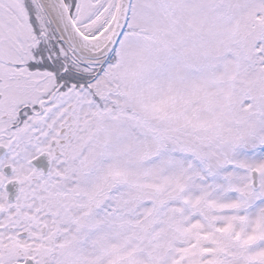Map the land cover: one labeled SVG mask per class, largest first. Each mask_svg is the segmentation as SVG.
I'll list each match as a JSON object with an SVG mask.
<instances>
[{
    "label": "snow or ice",
    "instance_id": "obj_1",
    "mask_svg": "<svg viewBox=\"0 0 264 264\" xmlns=\"http://www.w3.org/2000/svg\"><path fill=\"white\" fill-rule=\"evenodd\" d=\"M0 264H264V0H0Z\"/></svg>",
    "mask_w": 264,
    "mask_h": 264
}]
</instances>
